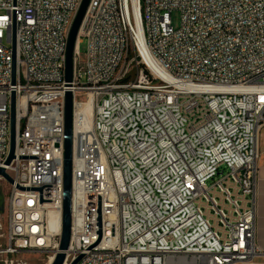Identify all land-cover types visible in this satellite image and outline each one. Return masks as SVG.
I'll return each instance as SVG.
<instances>
[{"label":"built area","instance_id":"2783aa9c","mask_svg":"<svg viewBox=\"0 0 264 264\" xmlns=\"http://www.w3.org/2000/svg\"><path fill=\"white\" fill-rule=\"evenodd\" d=\"M81 3L0 0V168L13 179L0 175L9 185L0 264H52L59 251L61 225L51 220L63 206L68 90L63 264L79 256L76 264H264L256 197L264 0H90L68 83L67 39Z\"/></svg>","mask_w":264,"mask_h":264},{"label":"water","instance_id":"95a60500","mask_svg":"<svg viewBox=\"0 0 264 264\" xmlns=\"http://www.w3.org/2000/svg\"><path fill=\"white\" fill-rule=\"evenodd\" d=\"M90 0H82L80 8L77 12L75 20L70 29L67 46H66V74L65 79L68 83L73 80L74 69V51L77 44L79 31L87 11ZM16 44L14 41V53ZM15 94L12 96L11 103V152L7 159L9 164L14 158L15 136H16V106ZM73 92L68 90L65 96V132H64V173H63V206L61 212V237L59 251L57 252L52 264H63L65 261V250L68 249L71 239L72 226V158H73ZM0 175H3L9 182H13L12 177L0 168ZM4 204L0 205V212H4ZM81 256L74 260L71 264H76Z\"/></svg>","mask_w":264,"mask_h":264},{"label":"crops","instance_id":"0c3cea01","mask_svg":"<svg viewBox=\"0 0 264 264\" xmlns=\"http://www.w3.org/2000/svg\"><path fill=\"white\" fill-rule=\"evenodd\" d=\"M260 159L257 185V240L264 249V125L259 137Z\"/></svg>","mask_w":264,"mask_h":264},{"label":"rangeland","instance_id":"374dc122","mask_svg":"<svg viewBox=\"0 0 264 264\" xmlns=\"http://www.w3.org/2000/svg\"><path fill=\"white\" fill-rule=\"evenodd\" d=\"M172 19H173V25L175 27H178L179 24H180V13L178 11H174L173 14H172ZM6 43H8L6 41ZM9 44V43H8ZM80 49L82 52H84L86 50V39L83 40V42L80 43ZM79 97H82V94L79 93L78 95ZM227 170V169H226ZM222 177V174H219L215 177V180H217L218 178H221ZM213 181L212 179H210L208 181L209 184H211ZM9 190V185L7 182L3 181V180H0V193L2 194L3 198H4V203L6 201V197H7V192ZM4 214H6V212H4ZM5 222V219H3V223ZM39 255L38 254H35V255H32V257L34 259H36ZM35 264H38V263H35Z\"/></svg>","mask_w":264,"mask_h":264},{"label":"bare ground","instance_id":"6f19581e","mask_svg":"<svg viewBox=\"0 0 264 264\" xmlns=\"http://www.w3.org/2000/svg\"><path fill=\"white\" fill-rule=\"evenodd\" d=\"M87 123H88V125H89V119L87 120ZM58 224L61 225V216H58V217H55V216H54V218H52V220H51V225H52L53 227H55V226H57Z\"/></svg>","mask_w":264,"mask_h":264},{"label":"flooded vegetation","instance_id":"af4514ba","mask_svg":"<svg viewBox=\"0 0 264 264\" xmlns=\"http://www.w3.org/2000/svg\"><path fill=\"white\" fill-rule=\"evenodd\" d=\"M4 203V198L2 196V194L0 193V205H2Z\"/></svg>","mask_w":264,"mask_h":264}]
</instances>
